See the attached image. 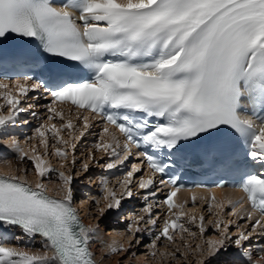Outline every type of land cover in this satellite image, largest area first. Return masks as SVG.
<instances>
[{
  "label": "snow or ice",
  "instance_id": "1",
  "mask_svg": "<svg viewBox=\"0 0 264 264\" xmlns=\"http://www.w3.org/2000/svg\"><path fill=\"white\" fill-rule=\"evenodd\" d=\"M4 64L31 72L0 74V150L28 165L0 158L9 165L0 171V264H97L93 237L113 215L126 237L106 245L104 258L116 264L144 255L264 264V0H0ZM69 102L74 118L60 106ZM25 113L42 118L21 138L10 129L30 125ZM90 114L103 127L78 152L97 126ZM241 155L234 186L245 196L203 197L208 218L195 195L192 207L177 203L181 185L163 178L194 160L228 170ZM93 166L124 170L110 186L104 175L93 179ZM29 170L39 177L34 187ZM53 173L55 196L45 183ZM77 183L99 189L81 201L91 202L95 225L75 207ZM133 201H142L138 210ZM145 247L151 252H138Z\"/></svg>",
  "mask_w": 264,
  "mask_h": 264
},
{
  "label": "rangeland",
  "instance_id": "2",
  "mask_svg": "<svg viewBox=\"0 0 264 264\" xmlns=\"http://www.w3.org/2000/svg\"><path fill=\"white\" fill-rule=\"evenodd\" d=\"M32 102H34V101H29V103H32ZM37 112H42V109L41 108H37V109H35ZM25 116L27 117V119L29 120V122H30V125H24V126H22V127H18V128H15V129H10V131H13V132H16V133H19L20 134V136H21V138H23L24 136H26V135H28V134H31V132H32V127H31V125H38L39 124V122H40V119L42 118V117H40V118H36V119H33L31 116H27V114L25 113ZM98 126V127H97ZM97 126L95 127V128H93V129H90V132L92 133L91 135H86V137L82 140V141H80V142H78V144H77V148H78V152H85L87 149H89V148H91L92 147V145H93V143L95 142V139H96V133H98L99 132V130H100V126L98 125V123H97ZM98 155H103L102 153H100V154H98ZM9 157L7 158V156L6 157H4V158H7V159H12L13 160V162L14 163H17L18 162V166L20 167V165L22 164L24 167H28V165H25V164H23V163H21V162H19L16 158H15V154L14 153H11L10 155H8ZM15 159V160H14ZM51 160H52V163H53V165L54 166H56L57 168H59V164H58V160H57V158H55V157H52L51 158ZM21 163V164H20ZM21 165V166H22ZM22 166V167H23ZM93 168H94V174H93V179L94 180H96V182L98 183L99 182V177L101 176V175H104V176H106L107 178H108V180H109V182H110V186L111 185H113V184H115V181H116V179L120 176V175H122V173L123 172H118L117 171V169H113V170H111L110 172L111 173H109V171H106V170H104V169H100V168H98V167H95V166H93ZM121 169V168H120ZM29 175H31V176H36V174L34 173V172H32L31 170H29V173H28ZM51 177V178H50ZM49 178H50V180L52 179V182L54 181L55 183H56V185L55 186H57L58 185V182H59V180H58V177H57V175H56V173H53L51 176H50ZM58 180V181H57ZM32 183V182H31ZM99 192V189L96 187V185L95 184H88V183H77V185H76V191H75V193H74V195H75V200L78 202L79 200L80 201H85V198L88 196V195H91V194H97ZM196 198H198L199 199V196L196 194ZM134 205H135V207H136V209L138 210L139 209V207L141 206V203H142V201H139V202H137V201H133L132 202ZM192 204V203H191ZM189 205V207H191V206H193V204L192 205ZM82 205H83V207L82 208H87V213L90 215H88V217H89V219H91L92 221V223L94 222L95 224H97L98 223V221L97 220H95L94 218H93V212H92V205H91V202L90 201H87V202H84V203H82ZM197 205V204H196ZM206 205V204H205ZM197 207H198V205H197ZM131 208H132V204H130V205H128V209L127 210H131ZM201 212H203V214L205 215V217L206 218H208L209 217V213L206 211V206L204 207V205H203V208L201 207ZM160 210V209H159ZM93 214V215H92ZM91 217V218H90ZM96 221V222H95ZM95 224H93V225H95ZM103 225V226H102ZM100 228H101V230H103L104 229V232L106 233V234H108V235H111L112 237L113 236H115L116 238H118V240H119V238H120V240L119 241H123V240H125L126 239V237H120V235H119V232H121V231H123V228H124V223H123V221L122 220H120V219H118L115 215H113V216H110L108 219H107V221H105L104 223H101L100 224ZM112 230V231H111ZM192 230L193 231H196V226L195 225H193L192 226ZM115 231H117V232H115ZM117 233V234H116ZM117 235V236H116ZM123 239V240H122ZM187 240H188V242H190V243H192L193 245H195L196 243H198L199 242V240L198 239H192V238H186ZM177 242L178 243H180L179 242V237H177ZM159 243V242H158ZM167 244V242H165V245ZM176 245H173L172 247L174 248ZM160 250L161 251H163L164 250V248H160ZM184 249H183V246L181 245V251H183ZM138 252H147V253H150L151 252V249H148V248H141V249H139L138 250ZM141 258V259H140ZM144 259V261H145V263H147V264H174V262H171L170 261V258H164V260L162 261L161 260V258L160 257H157V258H155V259H153L150 255H144V256H140L139 257V260H140V263L141 264H143L144 263V261H141V260H143ZM232 259V257L231 256H225V257H222L221 258V260H220V262H219V264H228V262L230 261ZM146 260H147V262H146ZM196 260V256L195 255H192L191 257H190V259H189V261H188V264H194V261ZM144 263V264H145Z\"/></svg>",
  "mask_w": 264,
  "mask_h": 264
},
{
  "label": "bare ground",
  "instance_id": "3",
  "mask_svg": "<svg viewBox=\"0 0 264 264\" xmlns=\"http://www.w3.org/2000/svg\"><path fill=\"white\" fill-rule=\"evenodd\" d=\"M63 108H64V110H65V113H66V115H71L73 118L75 117V115L77 114V110H73V109H71L70 107H68V106H62ZM92 119H93V122H94V120L96 119L95 117H92ZM95 123V122H94ZM113 131H115L114 129H112ZM117 136H119V134L117 133ZM7 155H10V153L8 152V151H0V158H3V157H5V156H7ZM9 156H7V158H8ZM9 160H11V166L13 167V168H17V167H19L18 166V162L17 163H14L13 162V160L12 159H9ZM15 160V159H14ZM21 164V163H20ZM22 165V164H21ZM20 165V167L21 168H23L22 166ZM26 165V164H25ZM8 167H9V165L7 164V163H4V162H0V171H6L7 169H8ZM22 174V173H21ZM51 178V177H50ZM50 178L48 179V180H46L45 181V183L47 184V186L50 188V192H52V193H55L56 194V189H57V186H55L56 185V183L53 181L52 182V179L50 180ZM27 180L29 181V182H32L34 185L36 184V182L39 180V177H37V176H31V175H27ZM49 180L51 181V182H49ZM58 181V180H57ZM59 183V182H58ZM194 194H197L198 196H199V201H197L196 202V204L198 205V207H197V205H195L197 208H199L200 209V211L202 210L201 209V207L203 208V205H204V207L206 206L205 204H206V202H205V200L204 199H202L203 197H206L207 195H208V193L207 192H205V191H199V192H196V193H194ZM216 201L217 202H220V201H223V202H227L228 200H233L232 198H236L237 196H239V194L238 193H236V192H231V191H225V190H218V191H216ZM198 199V198H197ZM80 201V200H79ZM79 201L77 202L76 201V206H77V204L79 203ZM184 201H188V194H186V193H181V194H179V196L176 198V202L177 203H182V202H184ZM209 202H211V200L209 201ZM82 204V203H81ZM192 205V204H191ZM82 207H83V205H82ZM81 207V212H82V214H83V216H84V218H85V221H86V225H93V224H95L94 222L92 223L91 221V219H89V217H88V213H87V208H82ZM192 207V206H191ZM93 215V214H92ZM90 216V215H89ZM96 222V221H95ZM103 226V225H102ZM112 231V230H111ZM115 232H117V231H115ZM117 234V233H116ZM11 236V235H10ZM117 236V235H116ZM121 237V236H120ZM9 240L11 239V237H7ZM113 240H117V241H119L120 240V238H119V240H118V238H116L115 236H111V235H108V234H106L105 232H104V229L103 230H101V228H100V232H99V235H97V236H94L93 237V243L91 244V247H92V250H93V252L96 254L95 255V258H96V261H97V264H116V260L118 259V257H113L112 259H105L104 258V255H105V253H106V251H107V249H106V245L107 244H109V243H111ZM123 240V239H122ZM27 250H33V249H31V248H29V249H27ZM34 250H39V244L37 243L36 244V246H35V249ZM141 259V258H140ZM141 261H144V259L143 260H141ZM146 262H147V260H146ZM144 263H145V261H144ZM143 263V264H144ZM138 264H141L140 263V260H138ZM145 264H147V263H145ZM158 264V263H157Z\"/></svg>",
  "mask_w": 264,
  "mask_h": 264
}]
</instances>
